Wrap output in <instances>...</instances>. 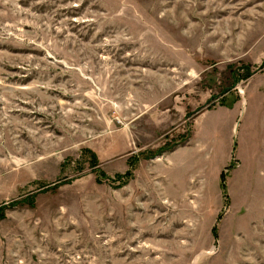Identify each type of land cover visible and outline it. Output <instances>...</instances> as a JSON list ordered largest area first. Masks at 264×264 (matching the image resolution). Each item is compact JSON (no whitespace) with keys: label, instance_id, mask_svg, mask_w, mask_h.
Returning <instances> with one entry per match:
<instances>
[{"label":"rangeland","instance_id":"374dc122","mask_svg":"<svg viewBox=\"0 0 264 264\" xmlns=\"http://www.w3.org/2000/svg\"><path fill=\"white\" fill-rule=\"evenodd\" d=\"M263 122L264 0H0V264H264Z\"/></svg>","mask_w":264,"mask_h":264},{"label":"crops","instance_id":"0c3cea01","mask_svg":"<svg viewBox=\"0 0 264 264\" xmlns=\"http://www.w3.org/2000/svg\"><path fill=\"white\" fill-rule=\"evenodd\" d=\"M262 135H261V137H260V141H259V148H258V150H259V152H264V122H263V125H262ZM260 133V134H261ZM259 162H260V157H259ZM260 170H261V168L263 167V165L260 163L258 166H257ZM259 170V171H260ZM263 174V172H261L260 171V175H262ZM260 197H258V199H259Z\"/></svg>","mask_w":264,"mask_h":264},{"label":"trees","instance_id":"16d2710c","mask_svg":"<svg viewBox=\"0 0 264 264\" xmlns=\"http://www.w3.org/2000/svg\"><path fill=\"white\" fill-rule=\"evenodd\" d=\"M230 167H231V165L227 169H229ZM225 176H226L225 172H222L220 175V183H221V186L223 189H225V184H224Z\"/></svg>","mask_w":264,"mask_h":264}]
</instances>
